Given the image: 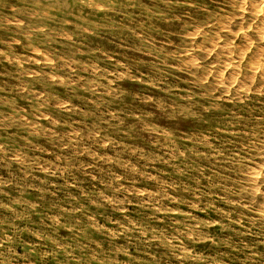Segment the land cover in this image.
Instances as JSON below:
<instances>
[{
	"label": "rangeland",
	"instance_id": "obj_1",
	"mask_svg": "<svg viewBox=\"0 0 264 264\" xmlns=\"http://www.w3.org/2000/svg\"><path fill=\"white\" fill-rule=\"evenodd\" d=\"M263 137L264 0H0V264H264Z\"/></svg>",
	"mask_w": 264,
	"mask_h": 264
},
{
	"label": "bare ground",
	"instance_id": "obj_2",
	"mask_svg": "<svg viewBox=\"0 0 264 264\" xmlns=\"http://www.w3.org/2000/svg\"><path fill=\"white\" fill-rule=\"evenodd\" d=\"M193 3V2H192ZM240 5V4H239ZM215 14V13H214ZM263 18V17H262ZM218 26V25H217ZM253 30V29H252ZM247 44V43H246ZM250 45V44H249ZM214 48V47H213ZM185 50V49H184ZM187 50V49H186ZM245 52V51H244ZM261 52V51H260ZM242 54V53H241ZM183 55V54H182ZM11 59V58H10ZM182 59V58H181ZM118 63V62H117ZM258 63V62H255ZM74 66V65H73ZM254 71V70H253ZM254 75V74H253ZM26 79V78H25ZM16 80V79H15ZM44 81V80H43ZM223 83V82H222ZM250 83V82H249ZM240 88V87H239ZM255 90V89H254ZM106 91V90H105ZM195 93V92H194ZM34 96V95H33ZM65 96V95H64ZM44 97V96H43ZM40 99V98H39ZM216 99V98H215ZM127 100V99H126ZM194 100V99H193ZM253 100V99H252ZM197 102V101H196ZM199 104V103H198ZM234 105V104H232ZM25 121V120H24ZM224 135V134H223ZM241 138V137H240ZM264 138V137H263ZM119 142V141H118ZM228 147V145H227ZM264 151V150H263ZM195 164V163H194ZM255 168V167H254ZM214 169V168H213ZM195 171V170H194ZM217 175V174H216ZM253 181V180H252ZM230 182V181H229ZM8 193V192H7ZM222 194V193H221ZM69 197V196H68ZM241 204V203H240ZM245 206V205H244ZM29 207V206H28ZM228 210V209H227ZM226 211V210H225ZM120 214V213H119ZM6 215V214H5ZM64 215V214H63ZM91 215V214H90ZM69 217V216H68ZM66 222V221H65ZM69 224V223H68ZM194 224V223H193ZM155 226V225H154ZM244 226V225H243ZM37 227V226H36ZM44 227V226H43ZM258 232V231H257ZM47 234V233H46ZM241 236V235H240ZM1 237V236H0ZM234 240V238H233ZM235 241V240H234ZM168 248V247H167ZM53 258V257H52ZM113 258V257H112ZM150 261V260H149ZM73 264V263H72Z\"/></svg>",
	"mask_w": 264,
	"mask_h": 264
}]
</instances>
